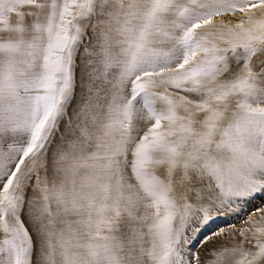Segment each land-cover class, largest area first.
<instances>
[{"label":"snow or ice","instance_id":"obj_1","mask_svg":"<svg viewBox=\"0 0 264 264\" xmlns=\"http://www.w3.org/2000/svg\"><path fill=\"white\" fill-rule=\"evenodd\" d=\"M0 264H264V0H0Z\"/></svg>","mask_w":264,"mask_h":264}]
</instances>
